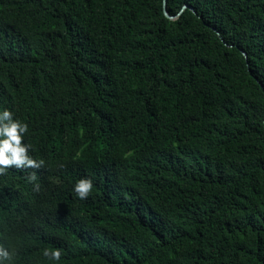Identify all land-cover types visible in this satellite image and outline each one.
Segmentation results:
<instances>
[{"label": "trees", "instance_id": "obj_1", "mask_svg": "<svg viewBox=\"0 0 264 264\" xmlns=\"http://www.w3.org/2000/svg\"><path fill=\"white\" fill-rule=\"evenodd\" d=\"M166 7L0 0L4 264H264V0Z\"/></svg>", "mask_w": 264, "mask_h": 264}, {"label": "clouds", "instance_id": "obj_2", "mask_svg": "<svg viewBox=\"0 0 264 264\" xmlns=\"http://www.w3.org/2000/svg\"><path fill=\"white\" fill-rule=\"evenodd\" d=\"M28 131V125L21 123L19 120L13 119L10 111L4 110L0 114V175L6 173L9 168L16 169H39L43 166L44 161L34 160L29 156L31 145L22 143L23 135ZM36 175L33 172L28 180L34 181ZM93 188L91 179H81L74 186V193L80 199H86ZM35 190H39V186H35ZM46 257L59 260L61 251L59 249L49 252L44 251ZM12 256L8 250L0 247V264L5 261H11Z\"/></svg>", "mask_w": 264, "mask_h": 264}, {"label": "water", "instance_id": "obj_3", "mask_svg": "<svg viewBox=\"0 0 264 264\" xmlns=\"http://www.w3.org/2000/svg\"><path fill=\"white\" fill-rule=\"evenodd\" d=\"M163 2H164V12H165V14H166L168 17H170V18H174V16L171 15V14L168 12V10H167V7H166V0H163ZM184 7H185V6H184ZM244 54L246 55L245 51H244Z\"/></svg>", "mask_w": 264, "mask_h": 264}]
</instances>
